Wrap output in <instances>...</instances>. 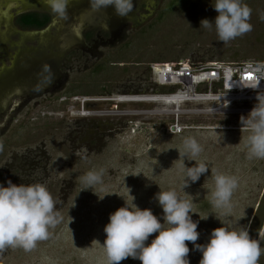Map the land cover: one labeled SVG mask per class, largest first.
Wrapping results in <instances>:
<instances>
[{
    "label": "rangeland",
    "instance_id": "1",
    "mask_svg": "<svg viewBox=\"0 0 264 264\" xmlns=\"http://www.w3.org/2000/svg\"><path fill=\"white\" fill-rule=\"evenodd\" d=\"M10 2L18 5L0 0V184L42 183L62 219L30 251L6 246L0 264H107L100 243L108 214L132 195L133 203L160 219L154 198L159 190L194 197L190 215L198 222L197 243L220 226L216 217L227 219L232 228L248 227L262 249L257 264H264V159L248 158L243 149L248 133L239 123L247 114L240 109L255 102L234 100L223 107L224 100L194 99L179 106L111 100L186 88L194 97L209 88L223 94L221 82L160 86L152 67L181 63L196 71L212 63L264 62L259 18L264 0H242L251 9L252 30L227 43L214 27L199 26L202 18L215 17L214 0H132L123 17L94 0H67L61 17L47 0H34L39 10L53 14L49 30L35 36L14 23ZM187 137L199 144L195 160L205 162L209 172L182 190L178 153ZM88 171L100 173L101 183L80 190ZM216 173L237 181L227 218L209 202ZM185 243L189 264H198L199 252ZM120 264L140 262L128 258Z\"/></svg>",
    "mask_w": 264,
    "mask_h": 264
},
{
    "label": "clouds",
    "instance_id": "2",
    "mask_svg": "<svg viewBox=\"0 0 264 264\" xmlns=\"http://www.w3.org/2000/svg\"><path fill=\"white\" fill-rule=\"evenodd\" d=\"M47 3L54 13L65 11L66 0H47ZM94 5L111 6L117 16L123 17L131 11L132 0H94ZM211 6L216 12L215 17L211 21L202 18L199 26L205 29L214 27L221 42L227 43L252 30L248 22L251 9L242 0H214ZM259 18L264 20V13ZM249 68L256 75H251L244 85L256 89L264 80V63H249ZM224 101L222 106L227 107L229 102ZM239 123L240 129L244 128L248 133L243 139V149L248 158L264 159V92H256L255 103L246 115L239 116ZM200 151L194 138L183 140V150L178 153L179 167L183 172L182 190L209 172L205 162L195 160ZM185 159L194 163L186 166ZM213 181L209 202L214 208L221 209L220 215L227 218L231 215L230 198L237 181L235 177L220 173L213 175ZM81 182L85 187L80 190L91 189L101 183V174L88 171L81 177ZM130 196L129 202L124 201L122 206L108 214L103 225L105 236L103 243H98L103 247L107 264H120L128 258L138 260L140 264H189L190 249L186 241L199 252L198 264H257L262 254L259 241L249 235L248 227L232 228L227 219L221 221L218 217L220 226L210 230L206 241L197 243L198 222L190 215L194 213V197L186 200L180 198L175 190H159L154 194L162 209V216L158 219L149 208H140L133 203L134 197ZM54 207L55 202L42 183L14 184L6 179L0 184V251L6 246L30 251L37 241L46 240L48 229L62 219ZM241 218H237V223Z\"/></svg>",
    "mask_w": 264,
    "mask_h": 264
},
{
    "label": "built area",
    "instance_id": "3",
    "mask_svg": "<svg viewBox=\"0 0 264 264\" xmlns=\"http://www.w3.org/2000/svg\"><path fill=\"white\" fill-rule=\"evenodd\" d=\"M257 61H243L238 64H227L225 66H218L211 64L207 67H200L193 71L189 66H185L181 63H177L174 66H153L152 73L154 74V81L160 86H176L179 84L188 83L194 85L207 84L211 85L214 82H221V90H224L223 94L214 93L209 88L206 92L197 93L198 97L204 96H216L223 98H236L239 95V90L237 91V86H240L245 94L243 95L246 100L255 102V94L259 90L264 92V80H261L256 89L245 86L244 84L248 82L245 79L246 74L256 75L251 72L249 68V63L255 64ZM264 63V62H261ZM197 80V82H191ZM181 89H177L174 93L167 95H174ZM181 91H184L181 90ZM195 96V97H197ZM83 102V101H82ZM83 111V110H82ZM81 111V112H82ZM241 112H248L249 109H240ZM85 113H92L90 111H85Z\"/></svg>",
    "mask_w": 264,
    "mask_h": 264
},
{
    "label": "flooded vegetation",
    "instance_id": "4",
    "mask_svg": "<svg viewBox=\"0 0 264 264\" xmlns=\"http://www.w3.org/2000/svg\"><path fill=\"white\" fill-rule=\"evenodd\" d=\"M34 0H28L27 2H22V0H16L18 5L14 3H9V8L13 9V21L20 28L29 29V34L32 35H41L46 33L51 27V19L53 14L43 10H39L36 3H33ZM40 1V0H39ZM17 6V8H16ZM11 18V16H9ZM9 18V19H10ZM33 26L24 25L23 22L28 20ZM10 21V20H9ZM8 22V20H7ZM41 22L42 25H38ZM94 25L90 26L93 27ZM44 30V31H43Z\"/></svg>",
    "mask_w": 264,
    "mask_h": 264
},
{
    "label": "bare ground",
    "instance_id": "5",
    "mask_svg": "<svg viewBox=\"0 0 264 264\" xmlns=\"http://www.w3.org/2000/svg\"><path fill=\"white\" fill-rule=\"evenodd\" d=\"M197 82V80L191 81ZM237 91L239 90V95L236 96V98H223V97H212V96H204V97H194V94L190 92L189 88H186L185 91H178L174 95H161L160 97H120V98H112L111 100H115L117 102H129V101H148V102H161L164 105H170V106H179L180 103L184 101H189V100H202V101H209V100H227L228 102H232L234 100H246V98L243 96L245 92L242 90L240 86H237ZM246 95V94H245ZM225 103V101H223ZM166 110V109H164ZM171 111V110H170ZM215 111V110H214ZM155 112V111H154ZM174 114H177L178 112H175V109L172 111ZM145 113V112H143ZM146 113H152V111L146 112ZM167 113V112H166Z\"/></svg>",
    "mask_w": 264,
    "mask_h": 264
},
{
    "label": "trees",
    "instance_id": "6",
    "mask_svg": "<svg viewBox=\"0 0 264 264\" xmlns=\"http://www.w3.org/2000/svg\"><path fill=\"white\" fill-rule=\"evenodd\" d=\"M23 24H24V25H27V26H33V24H31V23L29 22V19L26 20V21H24ZM38 25H42L41 22H39ZM248 231H249V229H248ZM256 233H257V232H256ZM256 233H255V234H256Z\"/></svg>",
    "mask_w": 264,
    "mask_h": 264
},
{
    "label": "snow or ice",
    "instance_id": "7",
    "mask_svg": "<svg viewBox=\"0 0 264 264\" xmlns=\"http://www.w3.org/2000/svg\"><path fill=\"white\" fill-rule=\"evenodd\" d=\"M66 4H67V0H66ZM65 15V12H63L62 14H60L61 17H63ZM251 78V74H246L245 79H250Z\"/></svg>",
    "mask_w": 264,
    "mask_h": 264
},
{
    "label": "water",
    "instance_id": "8",
    "mask_svg": "<svg viewBox=\"0 0 264 264\" xmlns=\"http://www.w3.org/2000/svg\"><path fill=\"white\" fill-rule=\"evenodd\" d=\"M44 31V30H43Z\"/></svg>",
    "mask_w": 264,
    "mask_h": 264
}]
</instances>
